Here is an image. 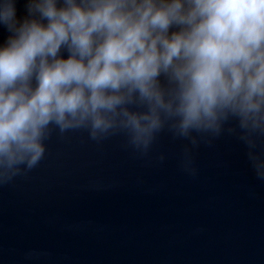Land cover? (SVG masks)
I'll return each instance as SVG.
<instances>
[{
  "label": "clouds",
  "instance_id": "1",
  "mask_svg": "<svg viewBox=\"0 0 264 264\" xmlns=\"http://www.w3.org/2000/svg\"><path fill=\"white\" fill-rule=\"evenodd\" d=\"M20 3L0 0V185L70 130L149 158L167 133L191 176L194 151L230 134L264 181V0Z\"/></svg>",
  "mask_w": 264,
  "mask_h": 264
},
{
  "label": "water",
  "instance_id": "2",
  "mask_svg": "<svg viewBox=\"0 0 264 264\" xmlns=\"http://www.w3.org/2000/svg\"><path fill=\"white\" fill-rule=\"evenodd\" d=\"M182 144L162 133L149 158L120 134L53 133L38 166L0 185V264H264V181L245 146L202 143L191 176Z\"/></svg>",
  "mask_w": 264,
  "mask_h": 264
}]
</instances>
